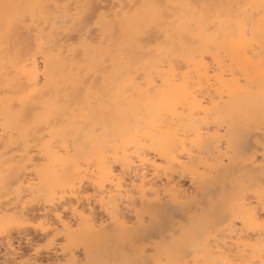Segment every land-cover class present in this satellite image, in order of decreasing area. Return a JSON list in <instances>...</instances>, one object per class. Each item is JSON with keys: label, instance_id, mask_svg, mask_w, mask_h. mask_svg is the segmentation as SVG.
I'll return each mask as SVG.
<instances>
[{"label": "bare ground", "instance_id": "6f19581e", "mask_svg": "<svg viewBox=\"0 0 264 264\" xmlns=\"http://www.w3.org/2000/svg\"><path fill=\"white\" fill-rule=\"evenodd\" d=\"M260 5L0 0V264L40 263L37 250H22L21 237L33 248L30 230L12 234L35 221L58 264H90L92 245L105 247L113 230L142 238L143 209L152 217L165 203L193 208L200 184L243 167L239 120L264 96ZM237 21L256 32L243 50ZM161 88L175 108L160 111ZM246 163L253 195L211 208L215 230L194 232L177 249L167 242L175 252L166 249L165 261L264 264V151ZM146 251L135 262L163 264Z\"/></svg>", "mask_w": 264, "mask_h": 264}, {"label": "rangeland", "instance_id": "374dc122", "mask_svg": "<svg viewBox=\"0 0 264 264\" xmlns=\"http://www.w3.org/2000/svg\"><path fill=\"white\" fill-rule=\"evenodd\" d=\"M239 122L240 123L238 124V126L240 129V132H239L240 139L237 141V146H238V150L241 151L239 153L242 156L240 155L239 161L237 162V164L240 162L243 167L240 166L239 168H237L238 166H236L237 169H235V171L238 170V172H235L233 170L234 169L233 168L232 169L233 172L231 170L229 175L225 176V178H224V176H218V177L215 176L211 181L200 184V190H199L200 194H198V201L193 204L194 205L193 208H192V205H190L189 207L188 206L181 207V206L173 205L172 203H165L163 205V209L160 213V216L158 214L157 216H152V217L149 215V213L146 212L145 209H143V211L145 212V216H146V221H145L146 228L143 230V232L141 234L142 235L141 237L143 239L141 238L142 240L137 239L136 241H134V240H130V238L126 237V236H124V238H122L121 232L119 230H113L112 233L105 239V241H107L105 247H99L96 244L92 245L90 250L95 251V252H93L94 259H92L89 263L90 264H101V263L102 264L103 263H105V264H133V262H135L134 258L136 256L137 250L139 248H145V250H147L146 251L147 256L148 255H150V256L151 255H153V256L157 255V256L163 258L164 259L163 261L165 262V258H164L165 255H163V254H164V252H166V249H170L169 251L175 252L174 249H172L169 246V244H168L169 242H170V245L173 244L172 247L176 246V249H177L176 242L179 240H182V241L187 240L188 237L192 233L201 232L204 230H207V231H210L212 229L215 230L214 227L210 226L211 224L208 220L209 216H207V215H209L208 213H209V210L211 208L219 207L222 205L224 206L226 203L225 200L228 201V199L231 197L238 196V195H244L245 191H246V195H253L252 193L256 190L257 183L254 180H252L248 176L247 172L243 171V169L247 170L246 158L249 155H251L252 153H255V152L259 153V155H260V153H263V151H264V141H262V140H264V137L261 138L262 134H258L259 131L257 130L258 127H262V122H264V109H262V104L261 103L257 104L254 107L248 106L245 109V112L241 115ZM250 125H252L254 127H252ZM263 130H264V127H263ZM251 131H253V132H251ZM257 131H258V133H257ZM255 133H257V134H255ZM258 135H260L259 136L260 138L258 137ZM247 136H249L248 137L249 139H247ZM263 136H264V134H263ZM246 139H247V142L245 143L244 141H246ZM244 144H246V145L244 146ZM243 146L245 149L243 148ZM248 146H249V148H248ZM258 146H261V149ZM250 147H251V149H250ZM246 149L247 150L249 149V150L247 151ZM242 150L243 151L246 150L247 153L243 152ZM243 154H244V156H243ZM244 162H245V164H243ZM241 168H243V169H241ZM247 180H248V182H247ZM214 182H216V183L218 182V183L216 184ZM183 183H185V186H189V183H190L189 177H183ZM211 183H212V185H211ZM215 184H216V186H215ZM227 185H229V186H227ZM209 187H211L209 189L210 192H209V194H207V197H206L205 194H206V191ZM89 192H91V191H89ZM206 201H208V202H206ZM221 203H224V204L221 205ZM164 209H166V210L164 211ZM147 218H149V220ZM153 222H155V223L153 224ZM203 223H204V225H203ZM35 224H36V221L33 222V225H31V226H27V227H23V228H19V227L13 228L12 229L13 237L14 238H20V235L23 236L22 235L23 232H21V230L22 231H24L26 229L30 230V231H28L29 235H27V236H29L28 238H30L33 241V244H32L33 248H31V246H27L28 244L26 243L27 240L25 237L24 238L21 237L20 238V241L22 240L21 244L24 245V246L22 245V247H23L22 250L30 251V249H32L30 252H33V251L36 252V250H37V252H38V254H37L38 255V263L40 261L39 264H58L55 256L52 255V254H54L53 251L49 250L52 246L51 245L52 243L50 244L51 236L45 237V235H42L40 231L36 230V228L34 226ZM196 226H197V228H196ZM17 229H19L20 231ZM16 230L19 231L20 233L17 232ZM149 230H150V232H149ZM148 232L150 233V235H152L151 237L149 236ZM146 234L148 235L147 236L148 238L146 236L143 237ZM168 239H170V240L168 241ZM2 240H4V237L2 238ZM60 243H63V241ZM126 243L129 245V246H126L128 248H124ZM74 246L76 247L75 250L78 251L77 255L80 258H84V255H82V254H84V246L81 244L80 245H74ZM151 247H153V248H151ZM27 248H29V250ZM3 249H4V247L2 246L1 241H0V254H2L1 252L3 251ZM116 249H117V251H116ZM79 252H80V254H79ZM129 252H131V254H129ZM118 256H119V258H117ZM150 256H148V257H150ZM40 257H42V258H40ZM116 258H117V261H116ZM0 259H1V257H0Z\"/></svg>", "mask_w": 264, "mask_h": 264}, {"label": "snow or ice", "instance_id": "6c2138e0", "mask_svg": "<svg viewBox=\"0 0 264 264\" xmlns=\"http://www.w3.org/2000/svg\"><path fill=\"white\" fill-rule=\"evenodd\" d=\"M2 7L7 10L10 9L12 7H16L14 5H10V4H3ZM57 8H67V5H57ZM79 7H83V6H77ZM166 7V6H165ZM251 7V6H249ZM260 9H261V25H260V40L262 43V46H264V0H261V5H260ZM71 22V21H69ZM80 23L83 24H87L88 20H82L80 21ZM239 27H238V31L235 35V39L237 41L240 42V47L241 50L247 48L248 44L250 42H253L256 38V32L253 30V26L250 23H243L240 24L239 21H237ZM262 57V66H264V52H262L261 54ZM38 71V70H37ZM45 72H47V69L45 68ZM41 79H43V77H41ZM261 104H262V109H264V96L261 97ZM177 105V101L175 98H171L168 99L166 97V93L165 90L163 88L160 89V97H159V103H158V107L160 109V111H168L171 110L173 108H175ZM262 127H264V122H262ZM261 200H264V179H262L261 181ZM133 264H141L140 261H136L133 262ZM147 264H161L160 261H148ZM163 264H185V262L183 260L180 261H165L163 262ZM188 264H191V261L188 262ZM196 264H219L218 261H213V260H205V259H201L198 260L196 262Z\"/></svg>", "mask_w": 264, "mask_h": 264}]
</instances>
